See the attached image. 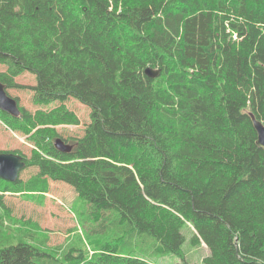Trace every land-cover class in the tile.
Returning a JSON list of instances; mask_svg holds the SVG:
<instances>
[{
	"label": "trees",
	"instance_id": "obj_1",
	"mask_svg": "<svg viewBox=\"0 0 264 264\" xmlns=\"http://www.w3.org/2000/svg\"><path fill=\"white\" fill-rule=\"evenodd\" d=\"M0 62L6 88L29 71L36 104L62 102L35 115L0 109L38 150L86 157L97 132L113 150L110 163L42 167L27 181L20 173L42 163L37 150L22 155L17 180L0 178L6 192H46L49 175L73 185L92 223L67 249L0 247V264H159L147 246L191 264L188 223L192 242L209 248L205 264H264V148L253 120L264 122V0H0ZM70 97L91 108V123L64 153L49 127L80 122Z\"/></svg>",
	"mask_w": 264,
	"mask_h": 264
},
{
	"label": "rangeland",
	"instance_id": "obj_2",
	"mask_svg": "<svg viewBox=\"0 0 264 264\" xmlns=\"http://www.w3.org/2000/svg\"><path fill=\"white\" fill-rule=\"evenodd\" d=\"M6 69L7 65L0 62V72ZM15 83L17 84L7 88L8 93L18 99L20 108H25L32 115L37 114L41 109H52L62 103L54 101L51 104L39 105L34 102L32 86L36 85L37 79L32 72L25 71L19 74L15 78ZM64 103L68 109L78 115L80 122L61 123L49 128L54 129L67 141L73 142L76 148L77 143L87 134V127L91 123V108L74 97H70ZM36 130L37 128H34L33 132ZM36 150L42 166L37 163L27 166L19 176L24 181L41 175L42 167L55 172L58 171V165H68L76 171H86L91 169V160L110 163L113 155L108 140L100 132H97L89 141L85 149L86 157H80L75 153L61 154L54 149L42 152L35 147V142L30 135L12 128L0 117V152L18 151L29 160H33ZM44 179L49 182L46 192L40 190L28 193L6 192L5 182H0V229L2 232L0 247L22 241L48 251L51 249L53 252L67 249L72 244H79L80 239L87 234L92 221L88 220L90 211L85 210L83 203L88 202L78 195L73 185L56 180L49 175H45ZM84 219L87 223L83 221ZM194 231L190 223L183 228L186 241L182 245V255L191 264H205L204 257L209 254V248L205 242H192ZM86 249H89L87 244ZM144 249V253L150 260L159 264L184 262L178 254L151 255L148 246Z\"/></svg>",
	"mask_w": 264,
	"mask_h": 264
},
{
	"label": "water",
	"instance_id": "obj_3",
	"mask_svg": "<svg viewBox=\"0 0 264 264\" xmlns=\"http://www.w3.org/2000/svg\"><path fill=\"white\" fill-rule=\"evenodd\" d=\"M146 73L155 77L159 75L160 71H154L153 68L148 67ZM0 109L14 116H18L21 112L18 100L7 93L2 82H0ZM253 120L258 132L257 143L259 147L264 148V122L255 116H253ZM55 146L64 153H70L73 150V145L62 139H57ZM25 166L26 161L22 155L0 152V178L15 182Z\"/></svg>",
	"mask_w": 264,
	"mask_h": 264
},
{
	"label": "flooded vegetation",
	"instance_id": "obj_4",
	"mask_svg": "<svg viewBox=\"0 0 264 264\" xmlns=\"http://www.w3.org/2000/svg\"><path fill=\"white\" fill-rule=\"evenodd\" d=\"M65 140H66L67 143H71L73 145V150L72 151H74L75 150V144L73 142L67 141V139H65Z\"/></svg>",
	"mask_w": 264,
	"mask_h": 264
},
{
	"label": "bare ground",
	"instance_id": "obj_5",
	"mask_svg": "<svg viewBox=\"0 0 264 264\" xmlns=\"http://www.w3.org/2000/svg\"><path fill=\"white\" fill-rule=\"evenodd\" d=\"M152 68V67H151ZM154 71H160V70H157V69H154ZM58 139H60V138H58ZM56 141H57V139H56ZM56 141H55V144H56ZM57 148V147H56ZM58 149V148H57Z\"/></svg>",
	"mask_w": 264,
	"mask_h": 264
}]
</instances>
